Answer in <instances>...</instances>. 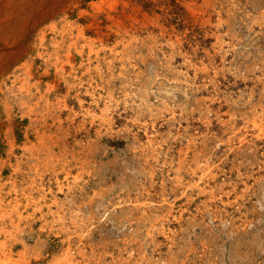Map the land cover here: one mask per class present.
Returning a JSON list of instances; mask_svg holds the SVG:
<instances>
[{"label":"rangeland","instance_id":"374dc122","mask_svg":"<svg viewBox=\"0 0 264 264\" xmlns=\"http://www.w3.org/2000/svg\"><path fill=\"white\" fill-rule=\"evenodd\" d=\"M119 1L116 52L57 92L72 166L44 175L58 209L28 211L34 264L69 243L86 264H264V0Z\"/></svg>","mask_w":264,"mask_h":264},{"label":"bare ground","instance_id":"6f19581e","mask_svg":"<svg viewBox=\"0 0 264 264\" xmlns=\"http://www.w3.org/2000/svg\"><path fill=\"white\" fill-rule=\"evenodd\" d=\"M121 12L119 0H0V146L2 143L7 145L6 154L0 155V264H34L42 258V251L31 246L22 231L25 220L32 215L28 212L31 208L35 213L49 202V209L60 206L59 199L53 195L51 199L40 190L47 171L57 170L59 165L68 171L72 166L74 150L68 147L71 128L66 130L64 139L56 130L63 127L64 108L68 119L74 118L73 109L67 103L70 94L58 95L57 92L63 85L70 90L69 80L73 75L81 73L83 79L86 72L88 74V67L82 69L85 63L78 62L79 56L84 58L87 54L90 62L94 54L99 57L102 51L116 52L124 39ZM24 122L29 125L20 140L17 130ZM60 143L63 146L59 148ZM57 209L52 210L53 213L59 212ZM61 215L59 218L63 222L66 218ZM72 249L69 243L62 256H53L52 264H86L77 260ZM80 254L87 257L85 253Z\"/></svg>","mask_w":264,"mask_h":264}]
</instances>
